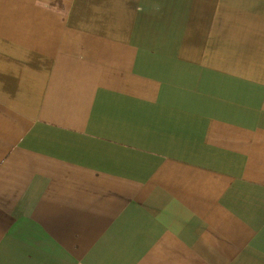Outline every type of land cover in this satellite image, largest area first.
Returning a JSON list of instances; mask_svg holds the SVG:
<instances>
[{
    "label": "crops",
    "instance_id": "obj_1",
    "mask_svg": "<svg viewBox=\"0 0 264 264\" xmlns=\"http://www.w3.org/2000/svg\"><path fill=\"white\" fill-rule=\"evenodd\" d=\"M0 264H264V0H0Z\"/></svg>",
    "mask_w": 264,
    "mask_h": 264
}]
</instances>
